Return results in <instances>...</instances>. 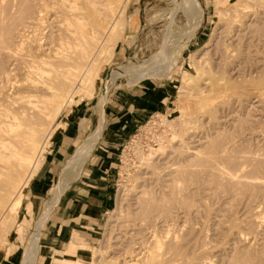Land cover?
<instances>
[{
    "label": "rangeland",
    "instance_id": "374dc122",
    "mask_svg": "<svg viewBox=\"0 0 264 264\" xmlns=\"http://www.w3.org/2000/svg\"><path fill=\"white\" fill-rule=\"evenodd\" d=\"M38 1L18 0V4L20 2L24 5L22 6L24 14L26 12L29 14L32 9L35 10ZM119 1H121L120 4L126 2L120 24L122 29L118 33L120 35L115 36L118 39L114 37L116 44L114 43L112 55L110 57L106 55V51L108 50L107 53H109L110 49L106 45V50L103 49L101 52L105 54V58L107 57L104 58L105 62L102 63L101 53L99 62L95 61L94 66L97 72L93 69L92 74L95 72L96 77L94 75L89 91L87 88V90L84 88L82 92L78 91L79 94L76 93L62 108L61 104L65 99L58 101L54 109L47 111L49 114L46 122L40 118L44 136L43 147L40 149L38 146L39 150L36 149L32 159L33 161L39 154L36 160L37 165L29 180L20 189L13 209L4 218L2 225L0 224V264H22L25 247L28 246V241L44 210L47 211V215L42 222L39 235L37 264H62L56 263V258L63 256V251L57 247V244L60 240H68L70 230L73 228L76 231L73 238L83 244L86 254L80 257L76 264H131V261L138 264L139 258L141 259L139 256L137 261L138 253L148 248L152 250L153 239L155 242L153 250L163 251V253H156L165 254L164 257L168 256L166 249L169 253L172 248L173 253L169 255L173 260L175 257L176 261L168 257L170 264H189L190 262V264H206V262L207 264H241L243 262H245L243 264H264V185L259 182L264 181V0H259L260 3H258L263 7L251 6L254 12L249 8H243L247 5L245 3L252 4L253 0ZM11 2H9L11 9L8 7L10 11H14H11L10 16L14 14L15 17L12 18L15 20L23 12L17 9L19 6L17 1L11 0ZM47 2L52 4V0ZM184 2L188 4L184 5ZM12 4L13 6L16 4L17 7H13ZM28 4L35 6L29 7ZM180 5L182 10L179 9ZM8 7H3L6 8L3 10L6 18L10 17H8L10 12L6 11ZM19 7L21 8V5ZM15 9L16 12L21 13H16ZM25 9L28 11L25 12ZM247 10L250 11L247 12ZM219 12L222 13L221 17ZM27 13L25 16L28 15ZM12 18L6 19L9 21V23L6 22L7 25H12L10 24ZM48 19H43V28L45 27L48 32L46 30L44 32L43 29L41 34L29 33L32 39L29 38L26 41L29 40L31 44L34 41L35 44L44 38L45 42L46 36L55 33V27ZM45 20L49 24H46ZM186 20L199 25L194 34L188 30ZM184 25L185 28H183ZM13 26L10 27L14 28ZM50 27L53 30L52 33ZM15 28L21 34L29 32L22 26ZM224 29H227L229 33ZM35 35L42 39L35 40ZM15 37L11 39L14 45L17 41ZM29 42H25V45L28 46ZM34 44H32L33 47L36 46ZM164 45L168 56L165 64L169 62L167 68L153 73L145 72L142 76L138 73H117L113 79L109 78V73L115 66L145 65V60L164 49ZM4 53L6 52H0V98L9 93L15 95L21 89L16 85L21 86L18 83L22 78L20 73L22 69H13L16 67L13 64L16 65V63L11 64L14 62L12 57ZM96 63L97 65L100 63L99 66ZM4 70H7V73ZM127 77L137 78L138 81L127 82ZM136 88H141L140 91L144 93L141 100L155 104L148 107L144 102L142 103L145 106L144 109H149L150 112L143 113L137 125L129 128L119 145L111 149L114 153L111 160L112 172H114L110 191L111 204L107 212L98 219L99 227L97 229L91 227L94 230L85 234L86 227H74V210L69 203L70 197L66 187L61 191L56 204L48 208L53 193L62 182L60 177L52 176L46 191L39 197H34L31 193L34 178L45 165L49 148L55 137L64 130L65 121L72 115V109L83 106L101 115L99 100L103 91L106 93V101H109L115 96L127 97L125 92ZM54 121L58 123L52 129ZM51 129L52 132L49 134ZM172 134L173 138H171ZM196 148L200 151L196 152L200 159L196 154L197 158L194 153L191 154V151H197L194 150ZM153 149L150 157H144ZM205 157H208L207 160ZM229 157L232 159L230 160ZM204 158L207 162H204ZM232 160L235 162L232 163ZM170 164L177 166L175 170H171L174 167ZM163 165L167 170L169 168V171H162L165 169ZM168 165L172 168L170 169ZM183 166L186 167L183 168ZM214 166L219 168L220 172ZM30 167L31 164L23 170L18 186L26 177ZM153 171L159 175L151 174ZM229 172L233 177L227 174ZM255 180H259V183ZM161 186H168L165 188L167 191L161 190ZM140 196L146 197L144 202ZM145 201L151 206L146 207ZM154 203L157 206L152 207ZM164 214L165 216H162ZM153 216L157 217L156 221ZM136 223H142V225ZM64 224L67 226L65 227ZM152 229L156 230L155 238L151 235L155 232ZM162 233L167 236L162 237ZM156 235L157 237L161 235L162 240L157 239ZM137 239L139 241L141 239V243ZM145 240L150 246L153 245L152 248L145 243ZM134 248L139 250L134 251ZM129 254L136 258L128 257ZM164 257H161L163 258L161 260L167 261L168 258ZM240 258L247 261H242Z\"/></svg>",
    "mask_w": 264,
    "mask_h": 264
},
{
    "label": "bare ground",
    "instance_id": "6f19581e",
    "mask_svg": "<svg viewBox=\"0 0 264 264\" xmlns=\"http://www.w3.org/2000/svg\"><path fill=\"white\" fill-rule=\"evenodd\" d=\"M14 1H17V6L21 5V8H20L19 6L17 7L16 4H14L15 8L17 7V9L19 11L23 12L21 14V16L16 17L15 20H14V18H12L13 16L15 17V15L13 13H12L13 14L12 17L10 16L11 11H12V10L10 11V9H11V7H10L11 4L10 3H12L11 0H0V52H6L4 54L8 53L9 54V55L7 54L8 57H12V59L14 61L12 63L10 61V63L11 64L16 63V65L13 64V66H16V67H13V69L20 68L22 70H20V69L19 70L23 72V73L20 72L22 74L21 80L18 79L19 82H20L18 84H21V86L20 85H16L18 87H21V89L19 88L20 90L18 92H16L17 90L14 91L17 94L15 93V95L14 94L10 95V93L8 92L9 95L6 94L4 97H1L2 99L0 98L1 99L0 100V224L1 225L3 223L4 218L7 217L8 213L13 209L15 203L17 202V198H18L17 196H18V193L20 192V189L29 180V178L31 177L33 169L37 165V163H36L37 161L36 160H37V157H38L39 154L36 155V157H35V159L33 161H32V159H33V155H34V152L36 151V149L38 148V150H39V147H40V149L43 147V141L42 140L44 139L43 138L44 136H43L42 130H41L42 123H40V118H43L44 121L46 122V118L48 117V114H49V112H47V111H50L51 109H54L56 104H58V101L65 99L62 102V104H61V108H62L65 104H67L74 97V95L76 93L79 94L78 91L82 92L84 90V88H85V90H87L88 88H91L90 86L93 83V77L96 74L95 72H94V74H92L93 69L96 70V72H97V69L94 66L95 65V61L98 60L97 62H99V59L102 57V56L100 57L99 54L103 51V49L106 50V48H105L106 45L108 46L107 48H110L109 49V53H107L108 50L106 51V55H108V57H110L112 55V49H113V46H114V43H115L114 42L115 41L114 37L118 33L121 32V29H122V27H120L121 26L120 25L121 24V18L123 17V12H124L125 5H126V2L123 3V4H120L121 1H119V0H54V1L52 0V4H49L47 2L48 0L47 1L39 0L37 2L36 8L32 7V8L35 9V10L32 9L33 12L31 11L28 14L26 12L28 10L25 9V12L28 14L27 16H25L26 13L24 14V11H22V10H24V8H22V6H24V5L20 4V2L18 4V0H14ZM173 1L174 0H172V2ZM245 1H247V0H245ZM50 2H51V0H50ZM185 2H186V0H185ZM185 2H184V5L188 4V2L186 4H185ZM253 2H252V4H251V2L250 3H245L247 5L244 4L245 6L243 8L244 9L245 8H249L251 10V6H253V5L262 6V5L258 4V3H260L259 0H258V2H257V0H253ZM8 6L10 7V9H9ZM12 6H13V4H12ZM27 6H29V4ZM27 6H25V7H27ZM31 6H35V5H31ZM31 6H29V7H31ZM182 6H183V4H182ZM3 7H8L6 11L10 12L8 14V17L10 16L9 18L5 17V13L3 15V12H4L3 10L6 9V8H3ZM12 9H14V8H12ZM179 9H181V5H180ZM184 9H183V11H184ZM258 9H259V7H258ZM250 10H247V12L250 11ZM16 11L17 10L15 9V12ZM12 12H14V11H12ZM21 12H16V13H21ZM252 12H254V11H252ZM218 14L220 16V14H222V13L219 12ZM252 14H255V13H252ZM256 14L259 15L258 13H256ZM187 15H189V14H187ZM186 17H188V16H186ZM11 18L14 21V23H15V21H16V23H15V26H13L14 23L11 20L10 24H12V25H10V26H13L14 28L22 26L23 28H27L26 31H29V32H27V34L22 32L24 34H21V32L19 33L17 28L14 29V28H11L9 26V24L7 25L6 22L9 23V21H6V19L9 20ZM45 18H49L48 20H51V24L55 27V28L53 27L55 33H52L53 30L50 27V31H51L53 36L52 35H48V37L46 36L48 31H47V29H45V27L43 28V26H44V24H43L44 20L43 19H45ZM46 20H45V23H46ZM237 21H239V20L237 19ZM187 22H188V23H186L187 25L186 24L185 25L188 27V30H191L192 34H194L196 29L199 28V25L198 24L194 25L189 20ZM230 22H232V21H230ZM122 23H123V21H122ZM240 24H238V25H240ZM185 25H184L183 28L186 27ZM229 25L227 27H229ZM241 25H243V24H241ZM28 28H29V30H28ZM13 29L15 30L14 33L12 32ZM43 29H44V32H45V30L47 31L46 34H45V36L47 38V39H45V42H44V38L43 39H42V37L40 39L37 38L38 34L34 36L35 40L37 38L38 40L42 39V41H39V42L35 41L36 42L35 43L36 46L33 47V45H32V44H34V41H33L32 44L29 42V40L26 41L27 39L30 38V36H29L30 34L34 35V34H36V32L41 34ZM20 30H22V28ZM235 30H237V29H235ZM224 31L229 33L227 31V29L226 30L224 29ZM243 31H244V29H243ZM12 33H13V37L16 36L15 37L16 40H17L16 43L13 41L16 45L11 43V41H12L11 39L13 38L12 37ZM237 33H238V30H237ZM42 34H44V33H42ZM118 35H120V34H118ZM38 37H40V36H38ZM227 37H228V35H227ZM229 37H230V34H229ZM115 38H117V37H115ZM30 39H32V38H30ZM235 40H237V39L235 38ZM30 41L32 42V40H30ZM222 41H223V39H222ZM25 42H29L28 43L29 45L26 46ZM228 43H229V41H228ZM11 44L14 45V46H12ZM162 45H161V47H162ZM165 45L167 46V44H165ZM165 45H164V49L162 48V50H160L157 54L152 56V58H150L148 60H145V63H146L145 65H143V64L142 65L141 64L140 65L128 64V65H122V66H119V67L118 66L113 67L111 69L110 73H109V78L113 79L117 75V73H120V74L138 73V74H140L142 76V75L145 74V72L153 73V72H156V71H158L160 69L167 68L168 65H169V62L167 63V65L165 64L166 63V59L168 60V56H167V53H166L167 50L165 49L166 48ZM224 47H226V46H224ZM247 48L248 47H246V49ZM164 50H166V51H164ZM162 51H164V52H162ZM227 51H228V49H227ZM222 52H223V49H222ZM229 54H230V52H229ZM102 55H103V59H102V63H103V61L105 62V60H104V58H105L104 55L105 54H102ZM17 63H18V65H17ZM99 64L97 65V63H96L97 66H99ZM143 70H145V71H143ZM5 72L7 73V70ZM5 72H3V74ZM95 77H96V75H95ZM88 91H89V89H88ZM84 92H86L85 94H88L87 91H84ZM103 92L104 93L102 94V96L100 97L101 99L99 100V103L101 104V106L99 107L100 110H101L100 111L101 115H100V118H99L98 126H97L96 130L94 131V133L92 135H90L88 137V139L80 147H78L76 153L71 156V158L68 161V164H67L66 168L62 172L64 175H66V173L68 171L71 172L72 168L74 169V167L79 162V159L81 160L80 157L83 154H85L93 146V144L95 143L96 139L99 136V133H100V130H101L102 118H103L102 117V108H103L104 103L106 102V93H105V91H103ZM83 93H81V94H83ZM57 123L58 122L52 123V124H54V125H52V129L54 128V126ZM52 129L49 132V134L52 132ZM173 137H174V135L172 134L171 138H173ZM209 140L210 139H208V141ZM40 141H42V143H40V145H39ZM198 142H199V140H198ZM215 146H216V144H215ZM217 147H218V145H217ZM225 147H226V145H225ZM155 150H158V149H155ZM178 150H179V148H178ZM194 150H197V148L194 149ZM214 150H215V148H214ZM153 151H154V149L150 150L149 153L146 154L144 157H146V158L150 157L152 155L151 153H153ZM196 152H200V151L199 150H197L195 152L191 151V154L194 153V155H195ZM211 153H213V151ZM196 155H195V157H196ZM197 156L199 157V155H197ZM215 156H216V154H215ZM222 157L223 156H221V158ZM205 158H204V162H207V161H205ZM207 158H206V160H207ZM199 159H200V157H199ZM229 159L231 160L232 158L229 157ZM214 160H215V158H214ZM234 162L232 160V163H234ZM30 164H31V167H30L28 173L26 174V177H24L22 179L20 185L18 186V182L21 180L20 177H21V174H22L23 170L26 168V166H28ZM199 164H201V163H199ZM170 165H168V166H170ZM182 165L183 164H181V166ZM171 166H170V169L172 167H174V169H171L172 171L175 170V168L177 167V166H172V167ZM152 167H153V165H152ZM163 167H164V165H163ZM179 167H178V170H180V172H181V169H179ZM185 167L186 166H183V168H185ZM242 167L244 169V166H242ZM164 170L166 171L167 168L163 169L162 171H164ZM217 170H219V168ZM167 171H169V168H168ZM242 171H244V170H242ZM176 172H179V171H176ZM219 172H220V170H219ZM158 173H160V172H158ZM162 173H164V172H162ZM151 174L157 175L156 173H154V171ZM164 174H163V177H164ZM167 174L168 173L166 172V175ZM182 174H180V175H182ZM227 174L229 175L230 172L227 173ZM169 175H170V173H169ZM230 175L233 177L232 174H230ZM186 176L187 175H185V178H187ZM231 176H229V177H231ZM238 177H241V176L238 175ZM161 178L162 177H160V179ZM189 178H190V176H189ZM236 178H237V176H236ZM136 179H138V178H136ZM232 179H234V178H232ZM254 179H256V178H254ZM259 180H255V181H257V183L260 182V184L263 183L262 185H264V181H262V180L259 181ZM165 182L168 185V182L167 181H165ZM157 183H158V181H157ZM58 184H59V182H58ZM161 184H162V182H161ZM170 184H171V182H170ZM170 184H169V186H170ZM66 186L67 185H66V183L63 182V178H62V182H60L59 187L53 193V196H52L51 201L49 202L48 208H50L54 204H56L55 202H57L61 191ZM162 187H164V186H161L160 189L164 190L168 186H166L164 188H162ZM145 192H141V193L145 194ZM143 194H141V195L143 196ZM142 196H140V198ZM138 198H139V194H138ZM141 199L144 202L146 197L145 198H141ZM147 199H148V196H147ZM155 200H157V199H155ZM145 202H146V204L149 203L147 201H145ZM134 203H136V202H134ZM155 203H156V201H155ZM139 205H141V204H139ZM150 206L147 204L146 207H150ZM153 206L155 207L157 205L155 204V205H152V207ZM152 207H151V210L153 211ZM156 209H157V207H156ZM166 209H168V208H166ZM144 210H142V211H144ZM152 211H150V213ZM144 213H145V211H144ZM46 214H47V211L44 210L42 215L40 216V220L38 221L39 223L37 224V227H36L34 233L31 235V238L28 241V246L25 247V255H24L22 264H36V256H37V251H38L39 235H40L42 222L44 221V218L46 217ZM149 216H151V215H149ZM162 216H165V214L162 215ZM154 218H155V221H156L157 217H154ZM141 222H143V220ZM133 224H134V222H133ZM137 225H142V223H140V224L138 223ZM0 228H1V226H0ZM149 229H148V231H149ZM153 231H155V232H153V234L151 233V235H152V237L155 238L154 235L156 233V230H153ZM167 231H168V229H167ZM163 232H164V230H163ZM151 235H149L150 239H152ZM161 235H163V233ZM161 235L158 236L159 238L156 235L157 239H161L162 237H166L167 236L166 233H165L166 236L163 235L162 237H160ZM131 237H133V236H131ZM150 239H147V240H150ZM131 240H132V238H131ZM137 241L139 243H141L140 241H142V240L140 239V241H139L137 239ZM155 241L157 242V240H155ZM174 241H172V243ZM158 242H159V240H158ZM145 243H148V245H149L148 241H146ZM145 243H144V245H145ZM154 243L155 242H154V239H153L154 248L151 247V246H153L152 244H151V246L149 245L152 248V250H150L148 248L145 251H143V252L140 251L138 253L139 255L137 256V261H138V257L141 256V259L139 258V261L141 263L138 261V264H154V263L155 264H170L169 263V261H170L169 258H171V255H169V254L172 252V248L169 247L170 250H169V253H167L168 249H166L167 248V246H166L165 249L167 251L166 254L168 256L166 255L167 257H164L165 254L164 255L162 254L163 251H160L159 249H158L159 251L158 250L156 251V252H159V253L162 252L161 253L163 255L162 256V255L156 253L153 250V249H155V244ZM165 244H166V242H165ZM133 246H135V245H133ZM139 246H140V244H139ZM142 246H143V244H142ZM157 246H160V244H158ZM143 247H145V246H143ZM163 247H165V246H163ZM163 247H160V248H163ZM126 249H127V246H126ZM130 250L131 249H129V251ZM136 250H137V248L134 251H136ZM134 251L132 250V252H134ZM131 254H133V253H131ZM134 254H135V252H134ZM126 256H128V255H126ZM132 256H134V255H132ZM132 256H130V254H129L128 257L131 258ZM159 256L164 257L165 259H167L168 257L169 258L167 259V261L166 260L162 261L161 259H163V258H161V257L159 258ZM174 256L175 255L173 254V257ZM134 257L136 258V256H134ZM134 257H133V260H134ZM125 259H127V258H125ZM152 259L153 260L156 259L158 261H156V260H154L155 262L151 261ZM246 259H248V258H246ZM174 260H175V257H174ZM174 260L172 259V261H174ZM249 260H250V258H249ZM165 261H166V263H165ZM244 261H247V260H244ZM150 262H153V263H150ZM178 262H180V261H178ZM196 262L197 261H195V263ZM116 263H118V262H116ZM130 263L134 264L135 262L133 263L131 261ZM200 263H202V262H200ZM207 263L208 262H206V264ZM243 263H245V262H243ZM243 263H241V264H243ZM126 264H129V263H126ZM171 264H174V263H171ZM175 264H177V263H175ZM246 264H248V263H246Z\"/></svg>",
    "mask_w": 264,
    "mask_h": 264
},
{
    "label": "crops",
    "instance_id": "0c3cea01",
    "mask_svg": "<svg viewBox=\"0 0 264 264\" xmlns=\"http://www.w3.org/2000/svg\"><path fill=\"white\" fill-rule=\"evenodd\" d=\"M136 81H138L137 78L127 77V82ZM140 89H131L125 92L127 97L115 96L105 102L98 138L93 146L80 157L81 160L79 159L74 169L72 168L71 172L68 171L64 175L62 171L68 160L86 141L88 135L94 133L100 118L98 112L83 106L72 109V115L65 121L64 130L55 137L49 148L45 165L34 178L31 192L34 197H39L46 191L52 176L56 175L60 177V180L63 178L70 197L69 203L74 210V227H86L85 234L94 230L92 228L99 227L98 219L107 212L111 204L110 191L114 177L111 164L114 153L111 149L119 145L129 128L137 125L143 113L150 112L149 109H144L145 106L142 103L144 102L148 107L155 104L141 100L144 93ZM64 226L66 227L67 224ZM75 234L76 231L73 228L70 230L68 240L58 242L57 247L63 251V256L56 258V263L76 264L80 257L86 256L83 244L74 240Z\"/></svg>",
    "mask_w": 264,
    "mask_h": 264
}]
</instances>
